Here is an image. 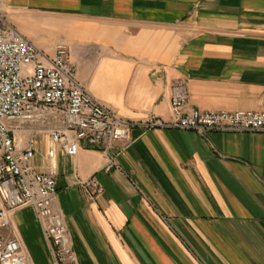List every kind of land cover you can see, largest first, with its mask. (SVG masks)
I'll return each mask as SVG.
<instances>
[{"label": "crops", "instance_id": "0c3cea01", "mask_svg": "<svg viewBox=\"0 0 264 264\" xmlns=\"http://www.w3.org/2000/svg\"><path fill=\"white\" fill-rule=\"evenodd\" d=\"M43 13V51L66 46L77 79L135 125L107 152L76 155L36 136L33 164L54 172V206L76 264H264V132L145 128L173 119V84L203 111L264 104V0H14ZM43 42V43H42ZM22 146L27 135L22 133ZM110 157L117 165L106 170ZM102 187L94 196L81 180ZM32 264H52L33 207L12 215Z\"/></svg>", "mask_w": 264, "mask_h": 264}, {"label": "built area", "instance_id": "2783aa9c", "mask_svg": "<svg viewBox=\"0 0 264 264\" xmlns=\"http://www.w3.org/2000/svg\"><path fill=\"white\" fill-rule=\"evenodd\" d=\"M189 97L186 81L177 80L171 93L173 119L153 118L142 125L189 129L202 136L211 131L264 132V104L259 110L203 111L189 106ZM134 125L83 86L66 46L58 45L52 55L43 51L0 9V264H32L12 225V215L27 206L35 209L51 245L52 264H76L65 219L54 206L55 173L33 164L36 136H50V157L58 146L76 155L82 143L108 152L115 142L131 140ZM115 165L110 157L106 170ZM80 184L94 196L102 192L94 178Z\"/></svg>", "mask_w": 264, "mask_h": 264}, {"label": "rangeland", "instance_id": "374dc122", "mask_svg": "<svg viewBox=\"0 0 264 264\" xmlns=\"http://www.w3.org/2000/svg\"><path fill=\"white\" fill-rule=\"evenodd\" d=\"M0 9L6 12L10 21L20 30L25 31L29 37H34L35 41L37 39L43 41V13H33L27 9L18 7L14 3V0H0Z\"/></svg>", "mask_w": 264, "mask_h": 264}]
</instances>
